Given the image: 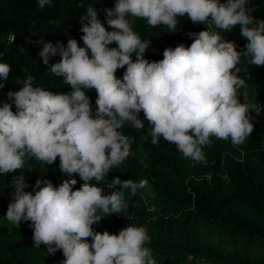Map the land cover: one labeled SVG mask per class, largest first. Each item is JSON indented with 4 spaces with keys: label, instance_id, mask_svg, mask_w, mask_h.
<instances>
[{
    "label": "clouds",
    "instance_id": "clouds-1",
    "mask_svg": "<svg viewBox=\"0 0 264 264\" xmlns=\"http://www.w3.org/2000/svg\"><path fill=\"white\" fill-rule=\"evenodd\" d=\"M51 2L37 0V7L42 10ZM249 3L117 0L114 8L105 10L111 31L95 7L88 5L81 17L84 47L72 38L66 47L59 41L55 45L38 41L43 44L38 55L45 65L59 53L61 59L51 65L50 72L63 76L72 91L54 94L34 87L31 75L17 80L23 87L7 93L16 111L8 102L0 106V174L24 169L30 158L52 165L59 157L60 171L68 177L78 175L84 183L74 190L75 178L64 179L58 187L46 179L37 180L28 192L25 175H14L6 220L16 226L31 221L34 247L43 244L48 254L62 251L61 264H157L147 246L151 240L145 227L130 224L118 234L92 227L104 217L125 211V192L136 196L147 180L137 183L115 177L108 184L113 189L109 195H103L97 185L132 155L134 138L121 129L125 124L143 129L141 111L152 125L151 144L157 145L162 137L176 145L181 158L196 163H207L203 149L211 145V137L230 139L239 146L251 136L250 112L258 117L262 107L240 102V89L247 83L237 65L246 58L250 65L264 66V20H254ZM184 16L193 24H205L206 30L189 33L194 37L190 46L166 48L159 62L146 60L150 40L140 38L130 18L145 20L153 28L166 26L171 33ZM237 24L248 40L244 52L221 34ZM113 42L117 47L110 48ZM125 66L123 79H117V69ZM11 71L9 64L0 62V89ZM86 89L98 93L95 111Z\"/></svg>",
    "mask_w": 264,
    "mask_h": 264
},
{
    "label": "trees",
    "instance_id": "trees-1",
    "mask_svg": "<svg viewBox=\"0 0 264 264\" xmlns=\"http://www.w3.org/2000/svg\"><path fill=\"white\" fill-rule=\"evenodd\" d=\"M116 2L52 0L41 10L37 0H0V62L9 64L12 69L0 89V106L4 102L12 104L7 93L21 84L17 80L27 75L46 91L69 94L72 88L64 82V77L50 72L51 65L58 63L61 56L57 53L45 65L38 55L43 44L37 42L55 45L59 41L66 47L68 39L72 38L84 47L81 17L86 15L87 6L95 7L98 18L111 31L106 24L105 10L114 8ZM248 7L254 8L251 13L254 20H264V0H250ZM130 19L140 38L150 40L144 54L149 62L162 60L166 48L181 43L190 46L194 37L189 33L207 28L202 23L193 24L186 16L178 18L177 28L171 33L166 26L153 28L145 20ZM221 34L235 43L237 51H246L248 40L241 35V25ZM109 47L117 45L113 42ZM132 59L135 61V54ZM126 67L117 69V79H123ZM237 67L247 83L246 88L240 89V102L258 103L262 107L258 117L254 111L250 112L254 124L251 136L239 146H233L230 139L211 137V145L203 149L207 163H196L190 158H181L176 145L162 137L157 145L151 144L152 125L141 111L143 129L136 130L128 124L121 129L134 138L132 155L97 186L103 189V195H109L113 189L108 184L115 177L137 183L147 180V184L136 196L126 191L127 209L104 217L92 226L95 231L118 234L130 224L145 227L151 240L147 246L152 249L157 264H186L183 261L186 255L192 256L190 261L201 256L213 264H264V66L250 65L242 58ZM85 94L95 111L98 93L95 89H86ZM12 110L16 111L13 104ZM59 163V157L52 165L30 158L24 169L0 174V264H54V259L61 264L65 259L62 251L49 258L45 245L34 247L31 221H22L16 226L5 218L7 187L12 184L14 175H25L29 185L25 191L28 192L33 191L37 180L45 179L58 187L64 179L75 178L74 190L80 188L84 181L78 175L65 176ZM87 239L92 242L91 237Z\"/></svg>",
    "mask_w": 264,
    "mask_h": 264
},
{
    "label": "rangeland",
    "instance_id": "rangeland-1",
    "mask_svg": "<svg viewBox=\"0 0 264 264\" xmlns=\"http://www.w3.org/2000/svg\"><path fill=\"white\" fill-rule=\"evenodd\" d=\"M247 40V38H246ZM33 86L34 87H39L38 83L36 82V80H34V83H33ZM23 87L22 83L21 84H18V85H15V87L11 90V91H19L21 88ZM11 101V100H10ZM12 103V101H11ZM14 105V103H12ZM15 107V105H14ZM16 109V108H15ZM13 192H14V187L13 185L11 184L9 187H7V200H8V205L10 202H12V197H13ZM52 255L49 254L48 257L50 258ZM190 255H186V258L183 260L186 264H192L191 261L189 260L190 259ZM204 260H206L205 258H203ZM55 263L54 264H58V260H55ZM207 261V260H206ZM189 262V263H188ZM42 264H47V263H42ZM209 264H213V263H209Z\"/></svg>",
    "mask_w": 264,
    "mask_h": 264
},
{
    "label": "built area",
    "instance_id": "built-area-1",
    "mask_svg": "<svg viewBox=\"0 0 264 264\" xmlns=\"http://www.w3.org/2000/svg\"><path fill=\"white\" fill-rule=\"evenodd\" d=\"M210 177V174L208 175ZM204 257L201 256H197L196 258H194L193 260H191L192 264H209L208 261L203 259Z\"/></svg>",
    "mask_w": 264,
    "mask_h": 264
},
{
    "label": "water",
    "instance_id": "water-1",
    "mask_svg": "<svg viewBox=\"0 0 264 264\" xmlns=\"http://www.w3.org/2000/svg\"><path fill=\"white\" fill-rule=\"evenodd\" d=\"M15 40H17V37L15 38Z\"/></svg>",
    "mask_w": 264,
    "mask_h": 264
}]
</instances>
